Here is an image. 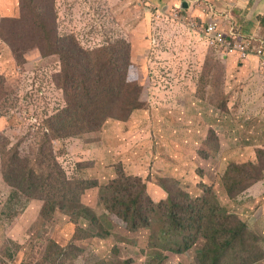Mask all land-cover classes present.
Instances as JSON below:
<instances>
[{
    "label": "rangeland",
    "instance_id": "1",
    "mask_svg": "<svg viewBox=\"0 0 264 264\" xmlns=\"http://www.w3.org/2000/svg\"><path fill=\"white\" fill-rule=\"evenodd\" d=\"M186 1L201 6L203 2ZM35 2L51 5V0ZM56 4L55 26V12L51 11L45 29L29 0H0V75L9 81L7 88L13 93L0 104V147L6 136L13 144H20L22 152L33 155L46 119L65 105L57 82L61 62L50 55L46 32L57 35V29L60 35L74 34L82 46L92 49L126 38L142 67L141 100L145 106L128 122L110 121L101 131L55 141L59 161L70 177L76 169H83L80 176L101 182L114 177L116 165L122 162L128 173L145 181L157 200L166 197L158 186L160 178H167L173 186L177 179L192 194L200 192L197 184L202 180L213 187L221 207L238 214L258 232L264 249V179L235 199L229 197L222 181L229 164L256 163L255 149L264 148V71L251 54L247 59L226 55L190 28V21L210 19L222 27L215 9L207 19L183 8V0H155L153 4L142 0H56ZM233 7L227 13L239 15L244 5L237 0ZM175 10L180 11L179 16L174 15ZM8 15L15 17L2 18ZM263 16L258 19L264 24ZM259 38H254V45L261 47L264 55ZM202 72L208 76L204 97L199 93ZM224 100L227 112L221 113L218 105ZM210 131L218 139L219 153L204 159L197 150ZM84 161L92 165L80 168ZM2 178L0 160V264H40L48 239L66 246L74 227L62 214L54 222L43 220L40 202L17 197ZM84 202L98 207L99 213L103 210L94 193ZM111 219L115 234L134 241L127 244L113 235L107 241L83 242L84 252L67 264L146 263L139 246L147 242V229L133 233L116 215ZM116 243L120 246L117 252ZM203 243L198 240L185 253L168 252L163 263L151 258L146 264H199ZM259 264H264V259Z\"/></svg>",
    "mask_w": 264,
    "mask_h": 264
},
{
    "label": "trees",
    "instance_id": "2",
    "mask_svg": "<svg viewBox=\"0 0 264 264\" xmlns=\"http://www.w3.org/2000/svg\"><path fill=\"white\" fill-rule=\"evenodd\" d=\"M29 1L38 11L40 26L47 28L51 11L55 12V26L56 0H51V5ZM10 17L15 16H2ZM56 33L46 32V38L52 47L50 55H56L61 62L57 82L65 105L46 119L33 155L22 152L21 145L13 144L6 136V142L0 147L2 179L13 193L19 198L40 202L43 220L54 222L62 214L74 227L66 246L48 239L38 262L67 264L84 252L80 246L83 242L107 241L113 235L118 241L132 243L134 239L114 233L111 216L116 215L130 232L147 229V242L139 246L145 253L146 263L151 258L163 263L168 252L185 253L202 239L199 264H259L264 259L261 236L238 214L228 213L221 207L213 187L202 180L197 184L200 192L192 194L183 189L177 179L173 186L167 178H160L158 186L166 197L157 200L145 181L128 173L122 162L116 165V175L104 182L80 176L84 174L83 169L81 172L76 169L75 174L69 176L55 152L54 142L101 131L110 121H130L133 114L145 106L141 100L143 73L140 63L134 59L133 45L126 38L110 40L92 49L82 46L74 34L60 35L57 29ZM207 78L202 72L199 81L202 97L206 94ZM8 82L0 75V104L13 94L7 88ZM218 108L226 113L227 101H221ZM210 132L197 150L204 159L219 153L218 139L214 131ZM255 155L256 163L232 162L226 167L222 181L231 199L264 179V148H256ZM90 165V161L79 163L80 168ZM199 175L202 176L201 170ZM89 193L97 196L102 212L84 202ZM117 248L120 249L119 243L114 251L117 252Z\"/></svg>",
    "mask_w": 264,
    "mask_h": 264
},
{
    "label": "crops",
    "instance_id": "3",
    "mask_svg": "<svg viewBox=\"0 0 264 264\" xmlns=\"http://www.w3.org/2000/svg\"><path fill=\"white\" fill-rule=\"evenodd\" d=\"M201 5H193V3L188 2L186 0H183V4L186 3L187 6L183 7L190 11L191 13L201 16L202 18L208 19L209 17H212V10L215 9L217 15H215V18H217V21L221 24L222 28L226 32H235L236 35L240 36H249V39L251 40V55L253 59L257 60L258 68L264 71V65L262 62V58L257 55V50L261 47H255L254 45V38L257 36H260L259 42H262L264 44V24L259 20L258 18L262 15H264V0H241L243 2L244 7L240 11L239 15H232L231 13H227V9L234 8V4L237 0H202ZM222 1V2H221ZM167 4L168 6H172L171 2H163ZM223 5L225 8L217 9L216 6ZM224 15V16H222ZM224 17V18H223ZM264 19V18H263ZM209 21V20H208ZM229 22L230 24H228ZM236 28V30L234 29ZM195 32V31H194ZM249 57V58H250ZM238 58V57H237ZM254 61H250L252 63ZM255 64V62H254ZM246 67H248V64H245ZM256 68V67H255Z\"/></svg>",
    "mask_w": 264,
    "mask_h": 264
},
{
    "label": "built area",
    "instance_id": "4",
    "mask_svg": "<svg viewBox=\"0 0 264 264\" xmlns=\"http://www.w3.org/2000/svg\"><path fill=\"white\" fill-rule=\"evenodd\" d=\"M147 4H153L155 0H142ZM180 11L175 10L174 15L179 16ZM158 16H160V11L158 10ZM190 28L200 33L207 40L208 45L217 48L219 51L225 53L226 55L235 54L242 59H247L251 53V40L249 36L236 35L233 32H226L222 27L217 25L212 20L199 23L196 21L189 22ZM257 55L262 58L264 64V55L262 48L257 50Z\"/></svg>",
    "mask_w": 264,
    "mask_h": 264
},
{
    "label": "water",
    "instance_id": "5",
    "mask_svg": "<svg viewBox=\"0 0 264 264\" xmlns=\"http://www.w3.org/2000/svg\"><path fill=\"white\" fill-rule=\"evenodd\" d=\"M186 6H187V4H186V3H184V4H183V7H186Z\"/></svg>",
    "mask_w": 264,
    "mask_h": 264
}]
</instances>
